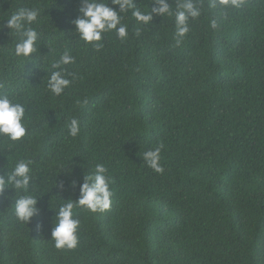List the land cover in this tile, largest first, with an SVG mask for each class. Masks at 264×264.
Instances as JSON below:
<instances>
[{"label": "trees", "instance_id": "1", "mask_svg": "<svg viewBox=\"0 0 264 264\" xmlns=\"http://www.w3.org/2000/svg\"><path fill=\"white\" fill-rule=\"evenodd\" d=\"M89 2L117 11L127 38L113 30L101 49L86 44L74 22ZM131 2L152 15L147 25L113 0H0V95L24 105L28 129L18 142L0 137V177L31 161L27 192L0 193V264H264V0H194L201 16L179 45L158 0ZM165 2L174 12L181 0ZM22 9L37 19L9 29ZM29 30L36 51L19 57ZM66 53L73 63L60 64ZM57 71L71 81L60 96L47 88ZM160 145L158 174L143 154ZM96 164L112 205L74 207L78 247L58 250L57 211L78 201ZM26 194L37 200L29 223L14 210Z\"/></svg>", "mask_w": 264, "mask_h": 264}, {"label": "clouds", "instance_id": "2", "mask_svg": "<svg viewBox=\"0 0 264 264\" xmlns=\"http://www.w3.org/2000/svg\"><path fill=\"white\" fill-rule=\"evenodd\" d=\"M160 7L159 15L174 16L176 27V44L179 45L182 39L189 32V18L196 19L201 16L203 4L197 6L194 0H181L176 5V10L170 8L165 0H158ZM122 11L133 9L131 0H113ZM219 3L222 6L240 8L243 0H209L208 7L215 8ZM83 18H78L74 23L80 38L86 44H92L97 50L103 47L102 34L115 30L120 40H125L128 36L127 25H122L120 17L114 9L108 7L105 3L89 2L81 9ZM132 15L138 23L147 25L152 20V15L148 10L141 11L133 9ZM37 19L35 11L20 10L12 14L7 21L9 29L20 31L24 23H32ZM119 25V27H118ZM211 27L216 28V22H211ZM26 40L17 44L15 52L19 57H28L36 51L37 33L29 30L25 33ZM74 58L65 54L60 57V64L69 65L73 63ZM59 67V64L55 65ZM71 84V81L62 74L54 72L47 80L48 90L55 96L64 93ZM84 103H87L85 100ZM68 135L76 138L80 134L79 121L71 119L67 124ZM28 129L26 127V109L22 103L14 102L8 95H0V137L7 141L18 142L26 136ZM145 151L143 161L154 172L163 173L164 168L161 164V148ZM30 163L28 160H19L9 171L7 179L0 177V193L5 189L14 188L17 192L25 191L29 185ZM112 179L108 175V169L103 164H96L91 174L86 175L84 183L80 187V198L77 202L64 203L56 214L55 225L51 232V240L54 247L58 250H74L78 247L80 220L74 214V207L79 206L88 209L92 213H104L112 205L113 192L111 190ZM37 200L32 195H24L16 200L15 215L19 221L29 223L37 213Z\"/></svg>", "mask_w": 264, "mask_h": 264}]
</instances>
